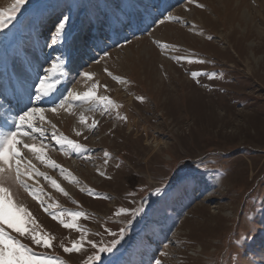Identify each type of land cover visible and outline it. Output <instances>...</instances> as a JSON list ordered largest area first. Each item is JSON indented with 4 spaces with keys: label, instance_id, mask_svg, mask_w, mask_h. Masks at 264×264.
<instances>
[{
    "label": "rangeland",
    "instance_id": "374dc122",
    "mask_svg": "<svg viewBox=\"0 0 264 264\" xmlns=\"http://www.w3.org/2000/svg\"><path fill=\"white\" fill-rule=\"evenodd\" d=\"M14 2L0 0V9L7 11ZM169 14L180 19L158 23ZM62 15L71 17L68 32L75 38V54L70 65L66 57L57 61L63 75L56 76L60 84L49 100L59 102L69 90L82 93L99 81L107 90L99 87L98 94L121 107L102 114L70 98L56 113L48 110L50 102L39 106L50 123H45L43 137L34 133L36 139L27 142L40 145L43 140L49 145L46 158L76 178L65 179L22 149L27 160L68 194L44 177L28 179L43 189L45 206L63 212L66 220L69 210L84 212L77 223L97 248L109 246L119 238L111 233L125 228L118 250L100 254L105 261L264 264V0H27L17 18L0 29V99L14 92L17 75L29 86L64 51L48 40ZM125 39L131 43L125 45ZM105 51L109 56L101 60ZM174 56L205 63L177 62ZM106 67L126 83L113 80ZM193 71L209 75L197 83ZM83 72L94 73V80L82 77ZM213 72L215 78L210 77ZM25 105L38 106L29 104V98L11 102L12 116ZM81 114L89 123L98 121L97 127L82 126ZM51 124L87 145L90 154L66 155L51 140ZM76 131L82 135L77 137ZM181 165L195 179L173 181ZM89 188L101 196L89 195ZM157 188L162 189L159 194ZM12 191L36 218L39 230L53 238L50 249L22 242L66 264H91L88 257L96 250L87 243L79 253L63 251L80 240V231L53 220L23 188L13 186ZM121 207H144L145 212L117 215Z\"/></svg>",
    "mask_w": 264,
    "mask_h": 264
},
{
    "label": "snow or ice",
    "instance_id": "6c2138e0",
    "mask_svg": "<svg viewBox=\"0 0 264 264\" xmlns=\"http://www.w3.org/2000/svg\"><path fill=\"white\" fill-rule=\"evenodd\" d=\"M26 3L27 0H15L12 7L7 9V11L0 9V29L6 28L9 22L15 20L17 18V13L21 11ZM198 6L204 7V5ZM179 19L180 17L169 14L159 20L158 23L163 24L165 21ZM70 20L71 17L69 15H62L55 23L54 30L48 33V40L51 45L55 46L61 44L64 51L59 57L53 58L51 67L45 70L46 75H37L34 78L33 83L28 86L29 104H31L33 100L41 104L50 102L51 107L48 110L52 113H56L58 108H65V104L69 98L72 101L86 102L89 105V111L100 109L102 114L108 113L113 106L116 108L121 107L120 105L115 104L111 97L98 94L99 87L107 90V85H100L99 81L91 83V86L82 93L69 90V96L60 99L59 102H57L56 99L49 100V98L55 97L58 90L57 86L60 84V81L56 79V76L63 75V72L60 71L62 65L57 61H62L66 57L67 63L70 65L75 54V38L71 37L68 32ZM153 23H157V21H153ZM208 39H212V37L209 36ZM130 43L131 41L125 39V45ZM155 43L163 49L169 48L167 43L162 44L160 41H155ZM116 46L123 47L124 45L117 44ZM108 56L109 53L105 51L100 59L103 60ZM172 59L177 62L186 60L188 63H205L204 60L192 57L174 56ZM99 62V60L96 61V63ZM104 71L113 80L120 83H126L125 78L113 75L112 72L108 71L107 67ZM81 75L88 81L94 80V73L83 72ZM204 75L209 74L200 71L191 72L192 78L197 83H199L198 78ZM216 75L217 73L213 72L210 74V77L215 78ZM32 89H34V95L31 91ZM137 99L143 101L144 97H137ZM68 107H72V104L69 103ZM45 111L46 109L44 107H29L28 105H25V108L20 110L14 122L8 125L7 129L0 130V264H66V261L59 257H51L43 252L34 251L33 247H30L28 243L22 242L23 240H30L34 247L50 249L52 247L53 238H50L46 233H42L39 230L40 226L36 218L29 209L25 207L23 203L17 202L14 199V193L12 191L13 186L23 188L33 200L38 202L39 206L46 214H48L53 220L58 221V223L65 229H75L82 233L79 241H73L70 247L63 248L65 253H79L84 247V244L87 243L96 250L92 256L88 257L91 264H118L117 261H114L111 258L105 261L100 254H112L118 250V246L125 239V228H120L119 233H111V235L118 236L119 238L111 240L109 246H100L97 248V242L87 239V232L81 229L77 223L79 218L86 215L84 212L69 210L67 212L68 219L66 220L63 212L56 213L55 211H50L51 206H45V201L41 199L43 194L42 188H38L34 184L27 182L28 179H31L34 176L44 177L54 189L63 193L65 196L68 195L56 179L48 176L45 172L39 171L31 160H27L22 149L34 153L41 163H44L53 169H57L60 175L64 176L65 179L73 182L76 181V178L72 176L67 169L63 168L54 160L46 158V150L49 145L45 144L43 140L40 145L27 142L28 139H36L34 133H39L41 137L44 136V125L45 123H50V121L46 120ZM121 119L126 120V117H121ZM79 122L88 130H94L98 124V121L95 119L91 120L89 123L88 117L83 114H81ZM51 129V140H54L55 144L58 145L60 150L66 155L90 154L91 150L87 145L58 132L55 124H51ZM75 135L79 137L82 133L81 131H76ZM85 139H87V137H85ZM103 155L105 158H108L110 153L105 150ZM105 163H107V159H105ZM184 167L185 166L181 165L180 168H177L176 174L172 177V180L177 184L188 183L195 179L193 171H182ZM97 171L99 172V169H97ZM100 175H104V173L100 172ZM81 190L83 191V189ZM87 191L89 195L95 197L101 196V194L96 192L95 189L89 188ZM161 191L162 189L160 188L156 189L157 194ZM144 212V207L136 209L121 207L116 214L130 213L133 217H138ZM129 223H131V221H129ZM155 264H161V261L157 259ZM237 264H239V261Z\"/></svg>",
    "mask_w": 264,
    "mask_h": 264
},
{
    "label": "bare ground",
    "instance_id": "6f19581e",
    "mask_svg": "<svg viewBox=\"0 0 264 264\" xmlns=\"http://www.w3.org/2000/svg\"><path fill=\"white\" fill-rule=\"evenodd\" d=\"M22 78L23 77L17 75L18 80L15 79L14 81V92H9L4 100L0 99V130L7 129L8 125L12 124L15 121L14 116H12L14 115L15 110L10 107L11 102L17 104L19 102L28 101L29 88L27 85V81L22 80ZM32 102L38 106L42 105L41 103L35 100H33Z\"/></svg>",
    "mask_w": 264,
    "mask_h": 264
}]
</instances>
